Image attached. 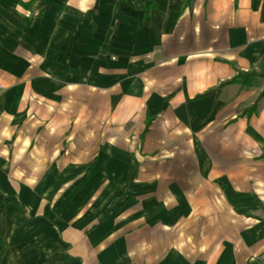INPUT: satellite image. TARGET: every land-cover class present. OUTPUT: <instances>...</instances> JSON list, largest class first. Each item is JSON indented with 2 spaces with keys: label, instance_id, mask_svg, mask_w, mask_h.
<instances>
[{
  "label": "crops",
  "instance_id": "0c3cea01",
  "mask_svg": "<svg viewBox=\"0 0 264 264\" xmlns=\"http://www.w3.org/2000/svg\"><path fill=\"white\" fill-rule=\"evenodd\" d=\"M182 1L0 0V264H264V0Z\"/></svg>",
  "mask_w": 264,
  "mask_h": 264
},
{
  "label": "trees",
  "instance_id": "16d2710c",
  "mask_svg": "<svg viewBox=\"0 0 264 264\" xmlns=\"http://www.w3.org/2000/svg\"><path fill=\"white\" fill-rule=\"evenodd\" d=\"M190 0H183L180 8L177 12L179 15L183 10L187 9L189 7ZM93 10H91L89 13L91 14ZM256 82H263V87L257 97V100L261 99L264 97V72L261 70V68L258 66L256 69V72H247L245 74H235V76L229 80L227 83L223 84L222 86H233L236 87L238 90H247L252 88ZM198 99V98H197ZM254 107L255 103L244 112V116L248 117L254 112ZM146 123L143 126V131L142 134L145 133L146 130ZM14 207L21 212V209L17 206L14 205Z\"/></svg>",
  "mask_w": 264,
  "mask_h": 264
},
{
  "label": "rangeland",
  "instance_id": "374dc122",
  "mask_svg": "<svg viewBox=\"0 0 264 264\" xmlns=\"http://www.w3.org/2000/svg\"><path fill=\"white\" fill-rule=\"evenodd\" d=\"M256 83H258V84H256ZM256 83H255V86H258L260 84L259 82H256ZM245 156L246 157H249L251 159H253L255 157V155L254 154H251V153L250 154H245Z\"/></svg>",
  "mask_w": 264,
  "mask_h": 264
}]
</instances>
